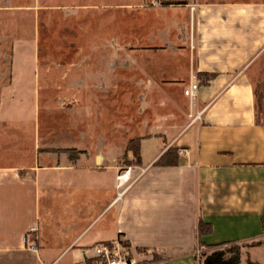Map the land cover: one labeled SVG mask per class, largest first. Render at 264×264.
<instances>
[{
    "label": "crops",
    "instance_id": "1",
    "mask_svg": "<svg viewBox=\"0 0 264 264\" xmlns=\"http://www.w3.org/2000/svg\"><path fill=\"white\" fill-rule=\"evenodd\" d=\"M173 2L179 4L62 0L46 6L75 14L77 27L90 16L92 44L123 45L129 54L136 45L146 59L155 54L152 72L135 62L154 76L147 90L173 86L184 93L193 77L200 89L195 102L183 95L188 104L176 125L164 128L171 117L156 116L154 125L163 130L142 138L141 164L128 166L132 184L121 196L116 177L127 167L119 163L126 147L102 144L95 158L91 152L70 158L46 152L37 125L29 146L15 129L26 118L0 117L6 159L0 164V264H56L68 256L65 264H77L95 244L117 239L146 251L149 264H200L201 241L225 247L264 241V124L257 123L254 93L264 81V0H163ZM167 55L174 64L164 62ZM178 68L185 70L182 78L172 75ZM199 74L214 77L199 80ZM4 75L0 69V85ZM3 102L0 94V108ZM172 147L179 165L156 166ZM201 221L212 231L199 238Z\"/></svg>",
    "mask_w": 264,
    "mask_h": 264
},
{
    "label": "rangeland",
    "instance_id": "2",
    "mask_svg": "<svg viewBox=\"0 0 264 264\" xmlns=\"http://www.w3.org/2000/svg\"><path fill=\"white\" fill-rule=\"evenodd\" d=\"M61 1L0 0V52L5 53L4 59L0 58V69L5 71L0 85L4 97L0 117L26 118L21 121L22 128L15 124V129L23 132L19 134L29 146L34 145L37 125L46 152H64L70 158L91 152L95 158L102 144L122 151L125 147L127 150L131 140L142 142L143 137L160 128L154 125L156 116L171 117L164 128L176 125L172 123L179 117L183 119V109L188 104L183 88L147 90L146 84L154 76L136 68L135 62L148 68L147 72L154 71L155 54L146 59L140 58L136 45L129 54L123 45L114 49L107 43L92 44L90 16L83 17L77 27L75 14L46 10L47 5L59 6ZM94 24L97 27V21ZM115 31L121 33L119 29ZM113 52L114 57L110 54ZM168 57L171 56L163 57L164 62L174 64ZM182 69L169 72L182 78ZM256 90L262 108L260 115L264 117V81L259 82ZM108 136L110 139H106ZM5 163L0 154V164ZM119 163L127 170L136 160L125 151ZM115 241L131 249L136 258L145 260L142 257L147 255L146 251H134L121 239ZM69 258H61L56 264H65ZM249 261L264 264V247L242 256V264Z\"/></svg>",
    "mask_w": 264,
    "mask_h": 264
},
{
    "label": "trees",
    "instance_id": "3",
    "mask_svg": "<svg viewBox=\"0 0 264 264\" xmlns=\"http://www.w3.org/2000/svg\"><path fill=\"white\" fill-rule=\"evenodd\" d=\"M179 3H163V5H175ZM199 80L210 81L214 75L209 74H199L197 75ZM256 98V112H257V123L264 124V117L260 115L262 110L261 105L259 104V96L257 90H255ZM128 153H132L133 158L136 160L137 165L141 164V140L135 143L131 140L127 146ZM180 163L178 150L175 148L168 149L155 163L158 167H173L178 166ZM264 227V223H263ZM210 225L200 222L197 229V234L199 238L202 236L211 233ZM264 245V241H257L251 244H232L225 247V244L208 246L204 242L199 243L200 250L206 248H214L210 252H201L200 253V264H241L242 256L245 253V249L249 250L250 248L258 247Z\"/></svg>",
    "mask_w": 264,
    "mask_h": 264
},
{
    "label": "built area",
    "instance_id": "4",
    "mask_svg": "<svg viewBox=\"0 0 264 264\" xmlns=\"http://www.w3.org/2000/svg\"><path fill=\"white\" fill-rule=\"evenodd\" d=\"M150 7L162 6L163 0H147ZM200 86L196 77H193L189 86L184 90V96L191 102H195L198 97ZM200 114L197 115V117ZM117 187L122 189L121 196L132 184L131 170H122L116 177ZM36 229L33 228L32 232ZM24 243H27V238H24ZM32 251H36L35 244L29 246ZM136 254L128 249L120 242L98 243L92 247V253H85L84 258L77 264H149L142 259H138Z\"/></svg>",
    "mask_w": 264,
    "mask_h": 264
}]
</instances>
